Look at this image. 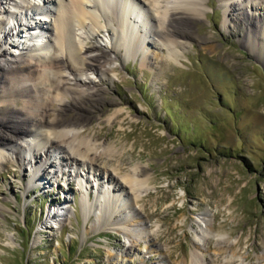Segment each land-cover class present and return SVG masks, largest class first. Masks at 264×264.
<instances>
[{
	"label": "rangeland",
	"instance_id": "obj_1",
	"mask_svg": "<svg viewBox=\"0 0 264 264\" xmlns=\"http://www.w3.org/2000/svg\"><path fill=\"white\" fill-rule=\"evenodd\" d=\"M35 1L45 12L32 16L47 18L53 29L67 0ZM105 1L99 23L119 34L102 29L93 38L108 50L100 71L82 72L79 56L67 55L79 84L71 79L61 102L53 75L29 88L64 103V120L82 119L77 130L101 153L78 165L59 142L65 149L50 154L58 165L36 167L30 159L43 139H17L21 162L0 148L8 157L0 156V264H192L197 254L207 264H264V34L252 17L264 14V0H197L200 16L186 19L187 35L171 49L155 32L159 15L149 0H131L128 13ZM13 3L3 5L21 8ZM241 12L246 17L238 18ZM22 26V34L11 32L16 45L4 47L40 65L53 53V37L43 31L39 39V31ZM86 35L72 25L75 52L80 42H93ZM6 59L14 60L0 65ZM83 81L97 90L95 98L77 100L74 87L84 88ZM26 99L12 109L0 102V136L13 126L34 129L21 113ZM106 146L119 152L110 155ZM120 159L126 169L117 172ZM137 165L146 168L140 177H150L141 199L109 180ZM49 210L57 216L48 218ZM207 223L211 230L202 232Z\"/></svg>",
	"mask_w": 264,
	"mask_h": 264
},
{
	"label": "bare ground",
	"instance_id": "obj_2",
	"mask_svg": "<svg viewBox=\"0 0 264 264\" xmlns=\"http://www.w3.org/2000/svg\"><path fill=\"white\" fill-rule=\"evenodd\" d=\"M24 1H26L25 5H21L17 0H0V12L5 13L6 17L0 19V59L7 58V56L14 58L13 61L6 59L4 65H0L4 71H0V102H2L6 108L12 109V104L18 103L19 97H26L27 105L23 106L25 112L21 113H23L27 119L24 120V123H31L34 129L25 125L13 126L10 131V136H0V148L8 149L10 151L9 153L12 152V154L15 155L16 160L21 162L20 154L22 151H24V148L20 143L17 142V139L24 138L25 136H33V139L34 137H37L38 140H36V143L40 142V139H43L45 142L42 146L39 156L33 154L31 156L30 163L32 162V165L34 164L36 167H44L48 164H50V166H57L58 164L54 162V160L52 161L50 159V154L51 152L61 148L59 142H64L67 146V149L69 150L67 151L68 154L72 155L74 160H77L78 165H84L85 159L87 160L92 158L94 160L96 159V156L100 155L101 153L99 152L96 154V149L93 143L88 138H86L84 134L77 130L76 125H82L84 121L82 119L71 121L64 120L62 117V112L65 110L63 106L64 103H59L60 105L58 107L55 105V101L53 100L46 102L40 99V94L37 92V90H35V88L34 90L29 88L30 86L35 87L36 81L42 84L45 82V79H49L50 75H53L55 76V81H51L50 86L53 89L52 92L55 100L57 99L59 102H61L68 92L67 89L71 87H68L67 85L70 84V80L72 79L73 83L79 84V80L77 79L78 77L76 78L75 76L74 78L71 76L74 75L75 68L66 62V56L69 55L73 58L79 56L82 64L79 70L82 72L90 71L93 73L94 71H100L98 65H105V62L109 60V57H107L108 50L106 48H102V46L93 40V38L95 35H97L98 31H101L102 29L108 31L112 36L119 34V32L116 33L114 30H111L109 27H107V25L106 28L105 26H103V28L99 23V19H101V17H103L105 15L104 13L106 12V6L103 5L105 0H67V2L59 3V9L58 12H55L54 19V21H56V26L53 29L48 25L47 18L43 17L42 19L38 16H32L33 13L34 15L44 14L45 10L41 6L40 1ZM106 1L108 2V0ZM130 1L131 0H109L110 3L112 2L115 4L117 9L119 5V8H123V10L125 12L127 11V13V5L131 3ZM12 2H14L13 5L15 7L21 6V8L15 10L3 5L4 3ZM54 2H56V0H45L43 6H45L47 3L50 4ZM132 2L136 3L137 0H132ZM149 3L154 7L159 15V17L156 16L158 20V29L155 30V32L160 36L163 44L168 49L174 48V46L180 42L179 38H183L185 35H187V31L185 29V22L187 21L186 19L198 18V16H200V8L199 4H197V0H149ZM236 5H238V3ZM50 11L51 9L49 12ZM131 13L134 14L132 10ZM237 17L244 18L246 15H244V12H241L237 15ZM252 17H258L257 20L261 21V26H263L262 33L264 34V14H254ZM249 18L250 17L248 16V19ZM26 23H28L30 26H27ZM74 24L77 26V28L85 32V34H87L86 36L91 38L93 41H90L91 44H83V41L80 40L82 42H80V46L77 47V52H75V50H73L69 45L72 25ZM22 25L31 28L35 32L39 31V39L42 38L41 34H43V31H50L53 37V53L50 56L43 55L46 60L44 59V61H41L40 65L36 63L33 64L29 60L26 62L21 61V55L17 56V52H13L14 54H12V52H9V50L4 47L5 45H16L12 41V43H10L11 32H23L24 28H20L23 27ZM121 25L122 27L124 26L123 22ZM87 30H89L90 33ZM139 31H141V33H139L140 35L138 34ZM249 31L252 32L253 30L249 29ZM142 32L144 34V31H142V29L140 30V28H137V30L134 31V35L136 34L140 42L143 38ZM138 43L139 42L136 43L137 48L140 46ZM112 46V48L115 49L116 46ZM171 57H173L175 60L178 59L176 55ZM26 81H31V85H25ZM82 84H84V88L74 87V91L78 96L77 100L83 101L89 97L95 98L94 96L97 90L91 89L92 87L85 81H83ZM51 114L54 116L52 115L53 117L48 118V116H51ZM43 128L46 129V134H42L41 130ZM42 135L44 137L41 138ZM13 147L17 148L18 150L14 151L12 149ZM62 149L65 148L62 147L60 150L62 151ZM104 150V152L110 155L119 152V150H115L112 146H106ZM0 156L6 160L8 158L7 156L3 155L2 152L0 153ZM63 157L66 159V156ZM66 164H68V162ZM118 164L119 166L117 169H115L117 172L126 169V161L124 159H120V163ZM89 169L90 168L88 167L87 171H89ZM145 170L146 168L144 166L137 165L132 170L122 174V180L114 178L113 175H109V180H114L116 182V186L120 190H124L126 187H128L133 193L135 197L134 199H141L142 191L146 190L147 188L145 183L150 182L149 176L140 177V175L144 173ZM60 173L61 171L59 170L55 171L57 176H59ZM43 174L50 177V170L47 168ZM33 175L34 177H39L36 170ZM56 213V211L52 213V210H49L47 217L53 218L57 216ZM211 227L212 225L207 223L205 227L201 226V231L208 232L209 229L211 230ZM201 238L202 240L205 239V234H202ZM231 260L232 257L229 261ZM198 263L207 264V261L205 258L203 259L201 255L197 254L196 259L192 261V264Z\"/></svg>",
	"mask_w": 264,
	"mask_h": 264
}]
</instances>
